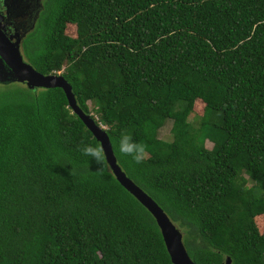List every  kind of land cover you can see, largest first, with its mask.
Segmentation results:
<instances>
[{
    "label": "trees",
    "instance_id": "1",
    "mask_svg": "<svg viewBox=\"0 0 264 264\" xmlns=\"http://www.w3.org/2000/svg\"><path fill=\"white\" fill-rule=\"evenodd\" d=\"M43 4L26 62L69 83L194 264H264V0ZM1 86L0 264H172L150 213L79 151L98 142L64 91ZM122 133L144 162L115 150Z\"/></svg>",
    "mask_w": 264,
    "mask_h": 264
},
{
    "label": "water",
    "instance_id": "2",
    "mask_svg": "<svg viewBox=\"0 0 264 264\" xmlns=\"http://www.w3.org/2000/svg\"><path fill=\"white\" fill-rule=\"evenodd\" d=\"M18 83L35 91L36 89L59 88L64 91L68 106L85 124L95 140L102 144L106 153L109 169L118 183L125 188L154 218L167 254L172 264H194L189 258L182 242V233L168 219L161 208L139 187H137L119 168L111 151V144L105 131H103L89 115L83 114L76 104L71 86L60 75H43L25 63L19 51L18 43L12 42L0 27V84ZM225 264H230L227 258Z\"/></svg>",
    "mask_w": 264,
    "mask_h": 264
},
{
    "label": "flooded vegetation",
    "instance_id": "3",
    "mask_svg": "<svg viewBox=\"0 0 264 264\" xmlns=\"http://www.w3.org/2000/svg\"><path fill=\"white\" fill-rule=\"evenodd\" d=\"M44 0H0V27L12 42H17L23 58V48L35 29L43 11Z\"/></svg>",
    "mask_w": 264,
    "mask_h": 264
},
{
    "label": "clouds",
    "instance_id": "4",
    "mask_svg": "<svg viewBox=\"0 0 264 264\" xmlns=\"http://www.w3.org/2000/svg\"><path fill=\"white\" fill-rule=\"evenodd\" d=\"M114 148L121 156L130 157L136 164L144 162L148 157V146L142 142H137L132 135L127 133L120 135L118 145H114ZM79 151L83 156L88 157L89 160H94L100 165L98 173H103L109 167L102 144H83Z\"/></svg>",
    "mask_w": 264,
    "mask_h": 264
},
{
    "label": "rangeland",
    "instance_id": "5",
    "mask_svg": "<svg viewBox=\"0 0 264 264\" xmlns=\"http://www.w3.org/2000/svg\"><path fill=\"white\" fill-rule=\"evenodd\" d=\"M65 34L67 36H70V37H75L76 36V27L73 26V25H67L66 26V30H65ZM23 58L24 60H26L25 56H24V53H23ZM27 61V60H26ZM2 84H0V88H2L1 86ZM23 86V85H22ZM4 87V86H3ZM203 109H204V106L201 102H196L195 105H194V108H193V112L192 114L189 116V121L193 120V118L195 117H198V116H201L202 113H203ZM170 126H171V122L168 121L165 126L159 131V138L160 139H163V140H169L171 138V133H170ZM205 146L206 148L208 149H211L212 147V144L209 143V142H206L205 143ZM252 184L251 182L249 181L247 183V187H251ZM255 223H256V226L258 228V230L260 232L263 231L264 229V215H260L258 217L255 218Z\"/></svg>",
    "mask_w": 264,
    "mask_h": 264
}]
</instances>
